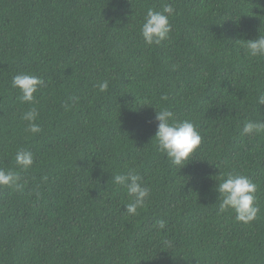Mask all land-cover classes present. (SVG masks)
<instances>
[{"label": "trees", "instance_id": "obj_1", "mask_svg": "<svg viewBox=\"0 0 264 264\" xmlns=\"http://www.w3.org/2000/svg\"><path fill=\"white\" fill-rule=\"evenodd\" d=\"M166 4L169 37L146 45ZM259 35L264 0H0V169L19 177L0 186V264H264V132L242 134L264 121V57L244 46ZM20 73L45 82L32 103ZM161 108L202 137L182 168L154 139ZM130 170L150 190L136 215L113 180ZM228 174L257 185L248 224L219 212Z\"/></svg>", "mask_w": 264, "mask_h": 264}, {"label": "clouds", "instance_id": "obj_2", "mask_svg": "<svg viewBox=\"0 0 264 264\" xmlns=\"http://www.w3.org/2000/svg\"><path fill=\"white\" fill-rule=\"evenodd\" d=\"M174 13L170 4L164 5L162 11L148 9L144 21L141 25V35L146 45H159L169 37L172 26L169 23V16ZM246 54L251 57H264V35H259L256 39L245 40ZM44 80L34 75L20 73L12 78V87L19 90L18 99L21 102L32 103L34 93L38 87L44 85ZM108 81H103L98 85L101 92L107 91ZM259 104H264V95L259 96ZM37 116L35 109L24 113L23 119L29 122L28 131L36 134L41 132V128L34 122ZM174 114L167 108L156 111L155 120L157 130L155 141L158 150L165 154L168 160L175 166L182 168L189 160L194 151L201 144L202 137L196 130L194 124L189 120L176 121ZM264 132V121L247 120L242 128L243 135ZM17 165L23 169H28L33 164V156L30 151H18L15 156ZM19 177L16 172L0 169V186H16ZM116 184L126 188L127 194L131 197V202L125 205L128 215H136L137 209L142 208L150 190L141 183V177L130 170L127 174H117L113 177ZM216 190L221 198L219 212L223 213L228 209L235 212V220L248 224L257 218L260 211L256 206L257 185L247 176L242 174H228L226 179H222ZM159 229H164L166 221H157ZM164 247H170L171 242L165 241Z\"/></svg>", "mask_w": 264, "mask_h": 264}]
</instances>
